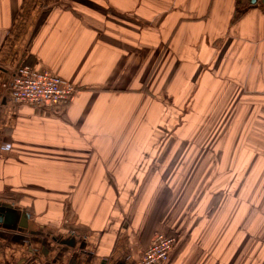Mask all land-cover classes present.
<instances>
[{"label": "crops", "instance_id": "1", "mask_svg": "<svg viewBox=\"0 0 264 264\" xmlns=\"http://www.w3.org/2000/svg\"><path fill=\"white\" fill-rule=\"evenodd\" d=\"M241 2L0 0V264H140L158 233L163 264H264V0ZM22 65L78 92L17 102ZM230 105L232 149L191 145Z\"/></svg>", "mask_w": 264, "mask_h": 264}, {"label": "built area", "instance_id": "2", "mask_svg": "<svg viewBox=\"0 0 264 264\" xmlns=\"http://www.w3.org/2000/svg\"><path fill=\"white\" fill-rule=\"evenodd\" d=\"M78 87L49 70H37L29 65L19 66L14 74L11 95L17 102L32 105L67 104ZM177 242L171 234L158 233L144 250L140 264H163Z\"/></svg>", "mask_w": 264, "mask_h": 264}, {"label": "rangeland", "instance_id": "3", "mask_svg": "<svg viewBox=\"0 0 264 264\" xmlns=\"http://www.w3.org/2000/svg\"><path fill=\"white\" fill-rule=\"evenodd\" d=\"M242 3V2H240ZM198 133H202L204 137L201 135L198 138L190 139V142H194L199 147H204L206 149H212L215 146L220 145L225 146L226 148L232 149V136L229 137V134H232V105L227 106L226 108H221L220 111H218L215 114L210 115V117H207L205 122L199 125ZM212 132L211 135H209L208 138H206L205 134L208 132ZM220 133V134H219ZM229 133V134H228ZM198 136V135H196ZM217 154V153H216ZM206 162L208 164L212 163H219V161L224 162V158L220 157V155H213L212 151H210V154L206 155ZM232 157V156H231ZM223 160V161H222ZM228 162V161H227ZM232 162V160H231ZM220 174V176H217L216 174ZM211 179H218L221 180V187H215L214 190L218 191L221 189L224 193L227 191V193H232V169L230 170H221L220 171H212ZM218 186V185H215ZM207 191H209V187L207 188ZM215 191V192H216Z\"/></svg>", "mask_w": 264, "mask_h": 264}, {"label": "trees", "instance_id": "4", "mask_svg": "<svg viewBox=\"0 0 264 264\" xmlns=\"http://www.w3.org/2000/svg\"><path fill=\"white\" fill-rule=\"evenodd\" d=\"M240 2H241V0H238V3H240ZM240 15H241V13H240L239 8H238V10L236 11V14L234 16V21L237 20Z\"/></svg>", "mask_w": 264, "mask_h": 264}, {"label": "water", "instance_id": "5", "mask_svg": "<svg viewBox=\"0 0 264 264\" xmlns=\"http://www.w3.org/2000/svg\"><path fill=\"white\" fill-rule=\"evenodd\" d=\"M0 220H1V218H0Z\"/></svg>", "mask_w": 264, "mask_h": 264}]
</instances>
